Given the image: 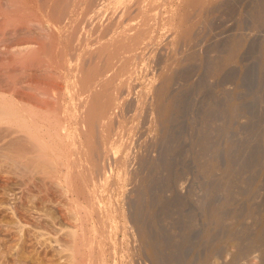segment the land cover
Masks as SVG:
<instances>
[{
    "label": "rangeland",
    "instance_id": "obj_1",
    "mask_svg": "<svg viewBox=\"0 0 264 264\" xmlns=\"http://www.w3.org/2000/svg\"><path fill=\"white\" fill-rule=\"evenodd\" d=\"M1 1L2 2H0V11L2 12L0 13L4 15V18L7 17V19L3 18L4 20H6L7 24L3 23L4 21L2 22L0 21V25H1L0 49L3 47L6 48V45L11 46L16 43L28 41L32 39L33 40L37 39L38 45H35L36 58H34L35 51H33L32 54L34 55L30 59L28 60L26 59L24 60V62L16 61L17 63L15 62L13 66H11L12 60H15L18 56L16 57L15 54L12 55L11 52H10L11 55L9 52L8 54L5 53V55H3L2 53L0 54V60H1L0 65L2 68L0 69V97L3 95L2 99L6 98L5 100H7V98L13 97L16 103H18L17 101L19 100L17 106L21 103V106L19 107L23 109L27 108L29 110V108L31 107V109L33 110L34 108L35 112H32V114L34 113L33 116L34 119L36 118L35 120L36 122H38L37 124H39L40 122L42 124H46V125H42L41 127L42 129L41 128L40 130L38 129L40 135L42 131L41 136L43 135L44 137L49 136L48 132L54 130L52 128L51 129L49 128L51 125L54 126V124L58 121L59 122L66 121L64 120L63 117L67 115V112H69L68 114L72 113L70 114L72 118L73 116L74 118L76 117L75 112L77 111L73 110L74 103L72 101H74L73 99H75V103H76L78 102V98L76 95H72L75 93L73 92L74 86H72L73 85L72 82L74 81L73 80L74 77H76V74L74 73L75 72L74 67H76L77 65L76 61L78 62L79 59L77 55H81V54L83 55L85 54L84 53L85 51L89 52V50H91L92 51L91 53H93L97 49H101V47L103 49L104 43H105V49H103L104 52L105 50L108 51L109 48L112 49L110 46V44L112 43L114 47V45H116L117 43L119 44V41L122 40L121 43L123 45L121 43L119 44L121 45L122 51L119 50L120 55L118 53L117 58L113 59L115 62L117 61V63H115L112 60V63L106 69L107 71L105 70L104 72V74L106 73L107 74L106 75L103 74V77H106L104 79L114 77L112 79L113 81L111 82V86L110 83L108 84L109 86L107 85V89L110 92L109 94H113V92L120 87V89H118V93H119L118 99L120 101H118L119 103H116L117 105L118 104L119 105L117 106L115 104V106H113L111 109V112L112 113L114 112V114L111 113L112 114L111 119H113L112 122H110L112 126H110L109 131L111 132L108 133L109 139H107V141H109V143L106 142L107 145L109 144L108 146H112L111 149L109 150L108 153L109 155L107 154L108 155L107 158L108 157L109 158L106 159L105 156V158L103 157L102 159L101 157L102 160L99 161V163L102 162L101 164L103 165L105 164L104 168L101 170L103 175L101 174V172L99 174H96L97 172L94 171L95 169L94 164L95 162L97 163V159H95L96 157H93V160L91 158L89 160V158H87L88 156L87 157L80 156L82 153L81 152H80L81 154L78 152L76 153V149H75L78 143L77 140L75 141L74 144L70 143L71 142L70 135L72 132V127H74L75 125L74 124L75 119L70 120L71 122L70 121L61 122L62 125L63 123L67 124V122L68 125L70 124L69 125L70 133L68 132V134L65 135L66 137L64 136V133H62L64 132V130L60 127V130L62 131L61 134H63L61 139L62 144L61 141L59 140L60 143L58 144V147H56V145L53 144L55 142H53L52 139H51L52 144L51 142L49 143L52 146L54 145L53 146L54 148L56 147V153L59 155V157L61 155L60 157L61 159L58 158L59 161L55 159L56 158L55 153L54 154L50 153L51 156L50 155L41 156V157H45V161L43 158H38L39 156L37 154H34L33 152L30 151L27 143L26 142L24 143L25 140H23L22 136L19 135L21 137L20 138L17 135V133L13 134L14 132H12V129H10L9 127L7 128V126L5 127L6 122H0V123H4V124H0V264H156V263L157 264L158 263L159 264H250V263L264 264V222H263L264 221V67H263L264 66V61H263L264 60V17H263L264 0H239V1L216 0L213 1L214 3L213 2L210 3L209 0L210 4L208 3V0H206L205 1L206 3L203 5H199L200 3L197 0H190V1L183 0V2L182 0H170V1L169 0H138V1L132 0L133 2H131L130 5L131 11L129 10V12H124V14H122L121 11L122 9L121 2L118 1L116 2L115 0L112 1L111 0L108 1L107 0H77L78 3L76 2V0H72L74 1V3L73 5L71 4L70 6H73L75 9L73 10V7L72 9H70L71 7H69L70 12L68 11L69 14L65 16L64 13H62L64 12L62 8L64 6H62V4L65 3V0L63 1L62 0H54V1L26 0L27 1L26 4H29L31 2L29 4V8L28 5L27 7L24 6L25 8L22 6L21 3L22 0H15V1L12 0L10 1V4L8 3V0H1ZM57 3H60L61 5ZM110 4L112 5L110 6ZM103 5H105V7ZM49 6H51L52 8ZM96 9L98 12H96ZM149 12L151 13V15ZM7 13L9 14L7 15ZM14 13L16 15L19 14L18 17ZM97 13H99L100 16ZM120 13L123 15L124 18L122 17V15L118 17ZM253 14L255 16H253ZM131 15L132 17H130ZM54 16L57 17L55 18ZM26 17L28 18L26 19ZM167 18H169V20ZM36 19L38 21L41 22L44 21V23H48L49 26L51 27L49 28L50 32H48L49 31L48 29L46 30L47 34L44 35L46 33L44 30L43 32L45 33L37 37L38 36L37 32L39 30L38 28L36 29L37 26L33 25V22L37 21ZM116 19H121V20L117 21ZM108 20L110 23L108 22ZM178 21L179 22L182 21L181 22L182 27L184 28L188 27L189 29L192 30V33L194 34V37H191L193 38V40L190 39L192 41L186 42L187 44L185 47V51L183 52L181 49H184L183 47L185 46L184 39L181 38L182 42H180L179 40L180 38L178 39L172 37L175 35L174 33H172L174 32L173 28L176 27L175 23L177 27L178 24L181 25ZM106 22L108 24L111 23H115V24L111 25L112 27L111 28L109 27L110 25L108 26V24H105ZM118 22H120L121 24L119 23L120 24L119 25ZM123 22L124 23L126 22V24H124ZM92 23L93 24L98 23L96 25L97 27L93 28ZM130 23L131 25H129ZM132 24L133 26H135L136 24V26L141 28L144 32H140L142 33L140 34L139 32H137L139 30H136L139 28L134 27L135 30L134 28L130 29L131 31L129 30L132 33L128 31L133 36L128 34L126 37L124 33L122 35L121 31L122 30L124 31L125 27L132 26ZM170 24L173 25L174 27L171 26ZM74 25H76V27ZM101 25H103L104 27ZM29 29L34 31L32 32ZM102 29H104L105 32ZM132 30L135 33L140 34L141 35L140 38L138 35L134 34ZM154 32H156V34ZM144 33L147 35H145ZM48 34L50 35L52 41L50 40ZM117 34L119 35V37L117 36ZM70 35L73 36V38L72 37L70 38ZM129 35L130 37H128ZM135 36H138V38ZM125 37L127 39L123 40V38ZM133 37L135 38V40L137 39V41L134 40V42L136 43H133L132 41L134 39ZM118 38L120 39L117 42ZM171 38L173 39L175 38V40L177 39L179 41V45L180 43L181 45L180 46L178 44L174 45L173 43H175L176 41L172 40ZM103 39L105 42L103 41ZM130 39H132L131 41L133 45H129L131 48L128 45H126L127 47H129L126 48L124 44L125 42L128 44V41H130ZM149 39L150 40L152 39L154 43ZM178 41L176 43H178ZM50 43H52V45ZM130 43L131 42H129V44ZM192 43L194 44L192 45ZM100 45L102 46L98 48ZM106 45L108 49L106 48ZM134 45H138V46H134ZM228 45L229 47H227ZM260 45L262 48L260 47ZM172 46L173 47L176 46V48H173ZM5 48H3L2 50H5ZM125 48L127 49V52ZM260 48L262 49V51ZM2 50H0V52ZM172 50L175 52H173ZM181 53H183L184 55ZM94 55H95V59L99 58L98 55H97L98 57L96 56V54ZM94 55L92 56L91 59H93ZM227 56L230 57L228 58ZM1 58H3L5 61H3V59ZM122 58L127 60L128 62L123 60ZM181 59H183V61ZM29 60L30 62L31 61L33 63L35 62L34 64L50 63L51 66L55 64L53 65V67H57L56 69L60 71L56 77L49 72H45V70L44 71L42 70V72L41 70H37V71L34 70V72L32 70L31 72L29 71L30 72L29 73L28 70L23 69L24 65H26V67L31 66V65L28 66V64H30ZM52 61H54V63ZM123 62H125L126 65L124 66L126 68L124 66H120L121 64L123 65ZM164 63L166 64V66ZM183 63L185 64L183 65ZM112 64L114 66H112ZM3 65L7 66L8 68L4 69ZM129 65H131V67ZM167 72L173 73L172 74L173 83L171 86V93L173 92L172 94L173 95L175 94V98H176L175 100L178 106L172 111V115L174 114L175 117L174 116L173 118L171 117L172 121L170 120L168 122L169 126L166 127V125H168L166 123L164 127V125H161L159 123L160 126H162L161 128L164 127L166 130L169 128L167 131L163 128L165 131L162 134L160 132H162L163 129L160 131L161 129L160 126H157L156 124L157 122L154 120L155 115H151L152 114L151 104H153L156 97V95L154 94L155 92L154 89L155 87L157 88V86H159V84L164 78L163 76L165 74L167 75ZM114 74L116 76H114ZM197 75H199V77ZM123 76H125V78ZM26 78L28 80L30 79L34 81L33 83H38V85L40 86L50 87L53 85L57 87V89L55 88L56 90L54 89V87H50L49 92L51 93L53 92L54 94V91L55 92L58 91L56 93H58V95H60L61 97L58 101V104L56 105L53 99L41 100V98H39L38 96L31 97L32 95H29L26 89L20 87L19 84L15 85V83L18 80L26 79ZM77 78L78 77H76L75 80ZM100 78L101 77H99L97 80H99ZM97 80L94 79V81H92L93 84L95 83L96 86L98 85L101 86L102 82L99 83L101 80L100 81ZM145 80L147 84L145 83ZM180 80H182V82ZM96 81L99 84H97ZM201 81H203L204 84ZM213 81H215L216 83ZM175 82L176 84H174ZM121 85L124 86L122 87L123 89L121 88ZM150 86L153 87L152 88L153 91L150 89L151 88ZM109 87H112V89H109ZM110 90H112L113 92H111ZM5 91L8 93H5ZM137 91L139 92V95ZM2 93H5V95ZM105 93H107L106 95L109 96L108 91H105ZM10 95L12 96L10 97ZM106 95L104 94L103 96L104 100L105 97L108 98V96ZM71 98L73 99L71 100ZM8 101H10V99H8ZM16 103H14V105H16ZM70 103H72L73 105ZM52 105L54 106L52 107ZM65 105L68 106L71 105L73 109L70 106L68 108V111L65 112L63 109V106ZM37 110L39 111L36 113ZM178 110L180 111L178 112ZM233 113L236 114L234 115ZM202 114L204 118L202 117ZM53 119H55V121ZM175 120L177 121V124ZM119 122H121V124ZM154 122L156 123L153 124ZM47 125L49 126L47 129H45ZM153 127L157 129L154 130L156 132L158 131L159 133L157 132L156 134L155 131L153 132L152 130ZM43 128L45 129V133H43L44 132ZM6 129L8 130L5 131ZM47 130L49 131L46 132ZM114 131L117 132L120 131L118 134L117 132H115L119 137L115 135ZM1 134L3 137L1 136ZM161 135L163 136V138ZM94 136H92L94 138L93 141L94 143H96L97 142L96 140L98 139L96 137L98 136H96V134ZM170 137L171 139H169ZM195 137L198 139L196 140ZM164 138H167L168 142H166L167 139H165L164 141L163 140ZM55 140L58 141V139ZM171 140L172 143L170 142ZM196 141L197 143H195ZM69 143L71 145H69ZM110 143H113L114 145L113 144L110 145ZM51 145L49 146L51 147ZM138 147L140 148L138 149ZM59 148L60 149L62 148L61 150H64L62 152L65 153L61 154ZM169 148H171V151L169 150ZM185 149L188 150L185 151ZM70 150H73L71 151L72 153H70ZM67 151H69V153H67ZM27 153L28 154L31 153V154L28 155ZM86 154L87 153H85L84 155L86 156ZM49 156L51 158L52 157L54 158L55 156L54 158L55 161L53 159L54 162H50ZM62 156L64 157L62 158ZM73 156L75 157V160ZM122 156L125 157V158L123 157V159L127 158V160H125L127 163H125V161H123L122 163L123 159H121L120 161V158H122ZM83 157L85 158V160L87 158L89 162L87 160H86L87 162H85V160H83L84 159ZM129 157L131 158L130 160L128 159ZM166 159L169 160L167 161ZM70 160L72 163L70 162ZM72 160H74V162ZM61 161L63 163H60ZM65 161H67V163H64ZM83 161L84 163H86L84 164L86 166L83 165L82 163ZM115 161L116 162L118 161L119 164L118 162L116 163ZM91 162L94 163L92 164ZM68 163L69 166L72 167H68L67 166ZM64 164L66 165L64 166ZM106 164H108V166ZM117 164L119 167L117 166ZM120 164L123 165L127 164V165L124 167L123 165ZM43 165L45 168L43 167ZM88 166L89 169L86 168ZM204 166H206V168ZM22 168H24L25 170ZM85 168L87 169V171ZM67 170H69L68 174H70L67 175V177L68 176L70 177L71 182L69 178H68L69 181L65 179L66 178L65 173ZM77 170L79 173L81 171L82 173V174L80 173L81 176H79L80 174L77 172ZM104 170L106 171L104 172ZM123 170L125 173L123 172ZM177 170H179V172H177ZM103 172L105 173V175ZM63 175L65 176V178ZM118 175H120V177ZM101 176H103L104 179H102ZM221 176H223V178ZM117 178H119V180ZM125 178L127 179V181ZM162 179L164 182L162 181ZM108 180H110V183ZM83 181L86 182V184ZM67 182H68V188H67ZM93 187L96 189V191ZM179 199L181 200L180 202ZM98 210H100V212ZM153 212H155V214ZM169 212L171 213V215L169 214ZM134 214L136 217L134 216ZM218 214L221 215L220 219L218 217ZM213 217H215L216 219ZM134 219L135 221H133ZM143 230H144V234H143ZM257 233L260 235H258ZM144 235L146 238L147 236H149L150 238L146 239ZM143 237L145 238L146 244L145 241L144 243L141 241V238L143 239ZM151 243H153L154 246L158 244L159 248L158 246L157 248L154 247L153 244ZM152 246L154 248H152ZM155 248L157 252L159 251L160 253L161 251V253H163L162 257L160 256L159 262H157L158 260L156 262L155 260L154 262L152 261L153 252L151 251H154L153 249ZM161 253L159 255H161ZM150 254L152 255L150 256ZM190 261L191 263H189Z\"/></svg>",
    "mask_w": 264,
    "mask_h": 264
},
{
    "label": "bare ground",
    "instance_id": "obj_2",
    "mask_svg": "<svg viewBox=\"0 0 264 264\" xmlns=\"http://www.w3.org/2000/svg\"><path fill=\"white\" fill-rule=\"evenodd\" d=\"M10 1H12V0H8V3L10 4ZM13 1H15V0H13ZM30 1V0H29ZM54 1V0H53ZM63 1V0H62ZM108 1V0H107ZM112 1V0H111ZM116 2L118 1V2H121V4H122V9H121V11H122V14H124V12H129V10H130V5H131V2H133L132 0H115ZM138 1V0H137ZM170 1V0H169ZM185 1V0H184ZM190 1V0H189ZM200 4L199 5H203V4H205L206 2V0H197ZM213 1H216V0H210V3L211 2H213ZM239 1V0H238ZM0 2H2L1 0H0ZM6 2V1H5ZM33 2V1H32ZM36 2V1H35ZM34 2V3H35ZM38 2V1H37ZM76 2H77V0H76ZM76 2H75V4H76ZM81 2V1H80ZM139 2H142V1H139ZM145 2V1H144ZM149 2V1H148ZM151 2V1H150ZM182 2H183V0H182ZM186 2H188V1H186ZM235 2V1H234ZM7 3V2H6ZM18 3V2H17ZM22 6L24 7V6H26L27 7V5H28V8H29V4L31 3H29V4H26L27 3V1L25 0H22ZM60 3H63V2H60ZM60 3H57V4H59V5H61ZM73 3H74V1H72V0H65V3L64 4H62V6H64V7H62L63 8V11L64 12H62V13H64V16L65 15H67V14H69L68 13V11H69V7H71L70 9H72V7L73 6H70L71 4L73 5ZM78 3V2H77ZM101 3V2H100ZM99 3V4H100ZM110 3V2H109ZM136 3V2H135ZM153 3H154V1H153ZM179 3V2H178ZM197 3V2H196ZM208 3H209V0H208ZM207 3V4H208ZM209 3V4H210ZM214 3V2H213ZM212 3V4H213ZM23 4H25V5H23ZM52 4V3H51ZM53 4H55V3H53ZM138 4V3H137ZM151 4V3H150ZM162 4V3H161ZM198 4V3H197ZM18 5V4H17ZM16 5V6H17ZM37 5V4H36ZM48 5V4H47ZM81 5V4H80ZM112 4H110V6H111ZM135 5V4H134ZM179 5V4H178ZM188 5V4H187ZM15 6V7H16ZM21 6V5H20ZM76 6V5H75ZM92 6H93V4H92ZM100 6V5H99ZM104 7H105V5H103ZM115 6V5H114ZM138 6V5H137ZM207 6V5H206ZM216 6V5H215ZM222 6V5H221ZM4 7V6H3ZM19 7V6H18ZM22 7V8H23ZM48 7V6H47ZM49 7H51V6H49ZM54 7V6H53ZM97 7V6H96ZM95 7V8H96ZM101 7V6H100ZM113 7V6H112ZM142 7V6H141ZM150 7V6H149ZM176 7V6H175ZM196 7V6H195ZM6 8V7H5ZM13 8V7H12ZM20 8V7H19ZM25 8V7H24ZM34 8V7H33ZM52 8V7H51ZM77 8V7H76ZM120 8V7H119ZM148 8V7H147ZM209 8V7H208ZM7 9V8H6ZM17 9V8H16ZM31 9V8H30ZM75 8L73 7V10H74ZM219 9V8H218ZM217 9V10H218ZM229 9V8H228ZM4 10V9H3ZM15 10V9H14ZM19 10V9H18ZM27 10V9H26ZM60 10V9H59ZM81 10H82V8H81ZM100 10V9H99ZM141 10V9H140ZM149 10V9H148ZM168 10V9H167ZM193 10V9H192ZM191 10V11H192ZM6 11V10H5ZM8 11V10H7ZM10 11V10H9ZM29 11V10H28ZM34 11V10H33ZM86 11V10H85ZM108 11V10H107ZM112 11V10H111ZM131 11V10H130ZM147 11V10H146ZM202 11V10H201ZM204 11V10H203ZM213 11V10H212ZM0 12H2V11H0ZM12 12V11H11ZM54 12V11H53ZM70 12V11H69ZM72 12V11H71ZM96 12H98L97 11V9H96ZM104 12H106V11H104ZM104 12H102V13H104ZM159 12V11H158ZM162 12V11H161ZM170 12V11H169ZM180 12V11H179ZM16 13H17V11H16ZM39 13V12H38ZM61 13V12H60ZM95 13V12H94ZM100 13V12H99ZM99 13H97L98 15H99ZM135 13H136V11H135ZM138 13V12H137ZM150 13V12H149ZM154 13V12H153ZM152 13V14H153ZM212 13V12H211ZM215 13V12H214ZM217 13V12H216ZM5 14V13H4ZM9 13H7V15H8ZM15 14V13H14ZM36 14V13H35ZM48 14V13H47ZM51 14V13H50ZM49 14V15H50ZM79 14H80V12H79ZM84 14V13H83ZM93 14V13H92ZM121 13H120V15H118V17L119 16H121L122 15ZM130 14V13H129ZM139 14V13H138ZM141 14V13H140ZM147 14V13H146ZM159 14V13H158ZM169 14V13H168ZM186 14H188V13H186ZM200 14V13H199ZM208 14V13H207ZM256 14V13H255ZM11 15V14H10ZM9 15V16H10ZM16 15V14H15ZM18 15L19 14H17L16 16L18 17ZM26 15V14H25ZM34 15V14H33ZM39 15V14H38ZM85 15H86V13H85ZM89 15V14H88ZM96 15V14H95ZM150 15H151V13H150ZM155 15V14H154ZM161 15V14H160ZM177 15V14H176ZM211 15V14H210ZM215 15V14H214ZM8 16V17H9ZM21 16V15H20ZM62 16V15H61ZM61 16H60V18H61ZM100 16V15H99ZM107 16V15H106ZM134 16V15H133ZM138 16V15H137ZM142 16V15H141ZM188 16V15H187ZM197 16V15H196ZM200 16V15H199ZM198 16V17H199ZM253 16H255L254 14H253ZM12 17V16H11ZM38 17H40V16H38ZM46 17V16H45ZM48 17V16H47ZM55 17V16H54ZM57 17V16H56ZM55 17V18H56ZM69 17V16H68ZM77 17V16H76ZM79 17V16H78ZM122 17H123V15H122ZM130 17H132V15L130 16ZM136 17V16H135ZM151 17V16H150ZM179 17V16H178ZM264 17V16H263ZM4 15L3 14H1L0 13V21L2 22V21H4L3 23H6V20H4V19H7V17H5L4 19ZM21 18V17H20ZM25 18V17H24ZM28 17H26V19H27ZM86 18V17H85ZM124 18V17H123ZM127 18H129V17H127ZM146 18V17H145ZM170 18V17H169ZM169 18H167L168 20H169ZM194 18V17H193ZM14 19V18H13ZM30 19V18H29ZM39 19V18H38ZM50 19V18H49ZM69 19V18H68ZM81 19V18H80ZM113 19V18H112ZM133 19V18H132ZM23 20V19H22ZM37 20V19H36ZM46 20H47V18H46ZM78 20V19H77ZM97 20V19H96ZM107 20V19H106ZM110 20V19H109ZM109 20H108V22H109ZM117 21L118 20H121V19H116ZM127 20H129V19H127ZM148 20V19H147ZM154 20V19H153ZM180 20V19H179ZM213 20V19H212ZM253 20V19H252ZM260 20H261V18H260ZM31 21V20H30ZM29 21V22H30ZM100 21V20H99ZM111 21V20H110ZM122 21H124V20H122ZM122 21H121V23H122ZM138 21V20H137ZM144 21V20H143ZM162 21V20H161ZM176 21V20H175ZM189 21H191V20H189ZM214 21V20H213ZM254 21V20H253ZM9 22V21H8ZM59 22V21H58ZM70 22V21H69ZM80 22V21H79ZM113 22V21H112ZM142 22V21H141ZM179 22V21H178ZM182 22V21H181ZM181 22H179L180 24H181ZM2 23V24H3ZM11 23V22H10ZM17 23V22H16ZM27 23V22H26ZM32 23V22H31ZM53 23H55V22H53ZM62 23V22H61ZM60 23V24H61ZM67 23V22H66ZM81 23V22H80ZM100 23V22H99ZM110 23V22H109ZM120 22H118V24H119ZM120 23V24H121ZM124 23V22H123ZM139 23V22H138ZM137 23V24H138ZM172 23V22H171ZM214 23V22H213ZM7 24V23H6ZM21 24H22V22H21ZM79 24V23H78ZM82 24V23H81ZM98 23H92V27L94 28V27H97L96 25H97ZM102 24V23H101ZM104 24V23H103ZM105 24H108L107 22L105 23ZM113 24H115V23H111V24H108V26L109 27H111V25H113ZM119 24V25H120ZM124 24H126V22L124 23ZM183 24H185V23H183ZM204 24V23H203ZM256 24V23H255ZM29 25H30V23H29ZM32 25V24H31ZM33 25H35V26H37L36 27V29L38 28V36L37 37H39V36H41V35H43V33H45L44 35H46L47 34V31L46 30H48L49 28H51L50 26H49V24L48 23H44V21H35V22H33ZM51 25V24H50ZM55 25V24H54ZM64 25V24H63ZM62 25V26H63ZM70 25V24H69ZM129 25H131V23L129 24ZM150 25V24H149ZM171 25V24H170ZM211 25V24H210ZM1 26V25H0ZM7 26V25H6ZM9 26H10V24H9ZM19 26V25H18ZM25 26V25H24ZM75 27H76V25H74ZM101 26H103V25H101ZM107 26V25H106ZM105 26V27H106ZM126 26V25H125ZM132 26H133V24H132ZM128 26V27H123L124 28V31L122 30L121 32H122V35H123V33L126 35V37H127V35L128 34H130V33H132V32H130L131 30L130 29H132V28H136L137 26H136V24H135V26ZM164 26V25H163ZM171 26H173V25H171ZM175 28H173L174 30V32H172V33H174L175 35L174 36H172V37H175V38H180L179 40H180V42H182L181 40V38H183L184 39V42H185V46L184 45H182V46H184L183 48L184 49H181L182 50V52L183 51H185V47H186V42H188V41H192L193 40V38H191V37H194V34L192 33V30L191 29H189L188 27H182V24L181 25H179L178 24V27H177V25H176V23H175ZM3 27V26H2ZM92 27H91V29H92ZM98 27H99V25H98ZM104 27V26H103ZM115 27V26H114ZM118 27V26H117ZM141 27V26H140ZM145 27V26H144ZM174 27V26H173ZM8 28V27H7ZM12 28V27H11ZM18 28V27H17ZM25 28V27H24ZM29 28V27H28ZM100 28H102V27H100ZM112 28V27H111ZM116 28V27H115ZM135 28H134V30H135ZM137 28H139V27H137ZM146 28V27H145ZM148 28V27H147ZM204 28V27H203ZM260 28V27H259ZM9 29V28H8ZM7 29V30H8ZM96 29V28H95ZM95 29H93V30H95ZM99 29V28H98ZM106 29V28H105ZM5 30V29H4ZM13 30V29H12ZM25 30V29H24ZM30 30V29H29ZM28 30V31H29ZM45 30V32H43ZM53 30V29H52ZM73 30V29H72ZM78 30V29H77ZM97 30V29H96ZM101 30V29H100ZM102 30H104V29H102ZM115 30V29H114ZM130 30V31H129ZM136 30H139V31H137V32H144L141 28H139V29H136ZM151 30V29H150ZM202 30V29H201ZM209 30V29H208ZM6 31V30H5ZM14 31H15V29H14ZM23 31V30H22ZM30 31H32V30H30ZM34 31V30H33ZM32 31V32H33ZM113 31V30H112ZM117 31V30H116ZM130 33H129V32ZM133 31V30H132ZM167 31V30H166ZM212 31V30H211ZM11 32V31H10ZM19 32V31H18ZM26 32V31H25ZM48 32H50V29H49V31ZM70 32V31H69ZM99 32V31H98ZM104 32H105V30H104ZM108 32V31H107ZM114 32V31H113ZM134 32V31H133ZM152 32V31H151ZM1 33V32H0ZM14 33V32H13ZM31 33V32H30ZM53 33V32H52ZM52 33H51V35H52ZM81 33V32H80ZM101 33V32H100ZM110 33V32H109ZM145 33H146V31H145ZM144 33V34H145ZM148 33V32H147ZM155 34H156V32H154ZM161 33V32H160ZM168 33V32H167ZM171 33V34H172ZM10 34V33H9ZM16 34V33H15ZM28 34V33H27ZM33 34V33H32ZM55 34V33H54ZM53 34V35H54ZM70 34V33H69ZM87 34V33H86ZM120 34V33H119ZM134 34H136V35H138L139 36V38H140V34H142V33H140V34H138V33H135L134 32ZM151 34V33H150ZM155 34H153V35H155ZM192 34H193V36H192ZM203 34H205V33H203ZM209 34V33H208ZM25 35V34H24ZM49 35V34H48ZM61 35V34H60ZM66 35V34H65ZM67 35H68V33H67ZM71 35H73V34H71ZM70 35V38L72 37L73 38V36H71ZM96 35V34H95ZM131 36H133L132 34H130ZM130 35L128 36V37H130ZM145 35H147V34H145ZM197 35V34H196ZM12 36V35H11ZM64 36V35H63ZM92 36H94V35H92ZM101 36V35H100ZM117 36L119 37V35L117 34ZM138 36H135V37H137L138 38ZM143 36V35H142ZM171 36V35H170ZM204 36V35H203ZM3 37H4V35H3ZM33 37H35V36H33ZM37 37H35V38H37ZM49 37H50V35H49ZM66 37V36H65ZM86 37V36H85ZM123 38V40L124 39H127V38ZM201 37V36H200ZM260 37V36H259ZM9 38V37H8ZM97 38V37H96ZM114 38V37H113ZM117 38V37H116ZM132 38V37H131ZM134 38V37H133ZM170 38V37H169ZM175 38L173 39V38H171L172 40H174V41H178L177 39L175 40ZM18 39V38H17ZM16 39V40H17ZM31 39V38H30ZM48 39V38H47ZM46 39V40H47ZM93 39V38H92ZM91 39V40H92ZM95 39V38H94ZM101 39H102V37H101ZM108 39V38H107ZM106 39V40H107ZM119 39L120 38H118V40H117V42L119 41ZM121 39H122V36H121ZM143 39H144V37H143ZM147 39V38H146ZM190 39H192V40H190ZM195 39V38H194ZM199 39V38H198ZM203 39H204V37H203ZM213 39V38H212ZM21 40V39H20ZM50 40H51V37H50ZM54 40V39H53ZM64 40H65V38H64ZM73 40V39H72ZM115 40V39H114ZM132 39H130V41H128V44L125 42V46L126 45H133V43H136V42H134V40H135V38L132 40L133 41V43H132V41H131ZM140 40V39H139ZM142 40V39H141ZM150 40V39H149ZM153 40H154V38H153ZM165 40V39H164ZM168 40H170V39H168ZM233 40V39H232ZM8 41V40H7ZM11 41V40H10ZM15 41V40H14ZM18 41V40H17ZM52 41V40H51ZM69 41V40H68ZM94 41V40H93ZM96 41V40H95ZM101 41V40H100ZM99 41V42H100ZM103 41H104V39H103ZM122 41V40H121ZM121 41H119V44L121 43ZM135 41H137V39L135 40ZM143 41V40H142ZM150 41H152V39L150 40ZM216 41V40H215ZM234 41V40H233ZM19 42V41H18ZM66 42V41H65ZM87 42V41H86ZM97 42V41H96ZM105 42V41H104ZM116 42V43H117ZM129 42H131L130 44H129ZM141 42V41H140ZM139 42V43H140ZM153 42V41H152ZM167 42V41H166ZM173 43L174 45L175 44H178L179 45V41H178V43ZM204 42V41H203ZM209 42V41H208ZM14 43V42H13ZM47 43V42H46ZM56 43V42H55ZM71 43V42H70ZM74 43V42H73ZM81 43V42H80ZM92 43V42H91ZM102 43V42H101ZM115 43V42H114ZM150 43V42H149ZM154 43V42H153ZM241 43H243V42H241ZM41 44V43H40ZM51 45H52V43H50ZM106 44H107V42H106ZM113 44V43H112ZM112 44H110V46H111V48L112 49H110L109 48V50L107 51V50H105V52H104V50L103 49H105V43H104V48L102 49V45H100L98 48H100L101 47V49H97V47H96V51H94L93 53H91L92 51L91 50H89V52H84L85 54H81V55H77V57L79 58L78 59V62L76 61V67H74L75 68V74H76V77H78L76 80H75V78L76 77H74V83L72 82V86H74V91L73 92H75L74 94H72V95H76L77 96V98H78V102H76L75 103V99H73V98H71V100L73 99L74 101H72L73 103H74V105L72 104V103H70V104H72L73 105V107H74V109H73V107L71 106V105H65V106H63V109H64V111L65 112H67L68 111V108L71 106L72 107V109L73 110H75V111H77V112H75V118H74V116H73V118H72V116L70 115V114H72V113H70V114H68L69 112H67V115L65 116V117H63L64 118V120H66V121H70V120H72V119H75L74 121H75V125H74V127H72V132H71V138H70V143L71 144H74L75 143V141L77 140V145H76V147H75V149H76V153L78 152V153H80L81 155L80 156H84V157H87V158H89V160H90V158L93 160V157H96L95 159H97V163L95 162V164H94V171H96L97 173L96 174H99L100 172H101V170L104 168V165L103 164H101L102 162H100L99 163V161L100 160H102L103 159V157L105 158V156H106V159H108L107 158V156L109 155L108 153H109V150L111 149V147L112 146H108L107 144H106V142L107 143H109V141H107V139H109L108 137V133L109 132H111V131H109L110 130V126H112V124L110 123V122H112V120L113 119H111V115L112 114H114V112L112 113L111 112V109H112V107L113 106H115V104L116 103H119L118 101H120L118 98V89H120V87L116 90L115 88V90L116 91H112V90H110L111 92H113V94H109L110 92H109V90L107 89V85L110 83V86H111V82L113 81L112 79L114 78H107V79H104V78H106V77H103V74H104V72H105V70L110 66V64L112 63V60L114 59V58H117V56H118V53H119V50H121L122 48H121V45H119L118 43L116 44V45H114V47H113V45ZM122 44V43H121ZM144 44V43H143ZM151 44V43H150ZM169 44H170V42H169ZM172 44V45H173ZM194 43H192V45H193ZM199 44V43H198ZM204 44V43H203ZM35 45H38V42H37V39H32V40H28V41H23V42H19V43H16V44H14V45H11V46H7L6 45V48L5 47H3V48H5V50H2L3 48H1L0 50H2L1 52H0V54L2 53L3 55H5V53H7L8 54V52L10 53H12V55H16V59L15 60H12V63H11V66H13V64L16 62V61H23L24 62V60H28V59H30L34 54H32L33 53V51H35L36 49H35ZM87 45V44H86ZM90 45V44H89ZM109 45V44H108ZM123 45V44H122ZM165 45V44H164ZM177 45V46H178ZM180 45H181V43H180ZM179 45V46H180ZM226 45V44H225ZM42 46V45H41ZM44 46V45H43ZM68 46V45H67ZM71 46V45H70ZM74 46V45H73ZM134 46H138V45H134ZM133 46V47H134ZM156 46H157V44H156ZM160 46V45H159ZM168 46V45H167ZM197 46V45H196ZM207 46V45H206ZM215 46V45H214ZM224 46V45H223ZM239 46V45H238ZM45 47V46H44ZM51 47V46H50ZM66 47V46H65ZM130 47V46H129ZM129 47H127L126 46V48H129ZM173 47V46H172ZM195 47V46H194ZM227 47H229V45L227 46ZM260 47H261V45H260ZM53 48V47H52ZM69 48V47H68ZM90 48V47H89ZM106 48H107V45H106ZM124 48V47H123ZM125 48V49H126ZM131 48V47H130ZM155 48V47H154ZM164 48V47H163ZM173 48H176V46H174ZM192 48V47H191ZM206 48V47H205ZM212 48V47H211ZM216 48V47H215ZM224 48V47H223ZM262 48V47H261ZM260 48V49H261ZM108 49V48H107ZM124 49V50H125ZM132 49H134V48H132ZM195 49V48H194ZM209 49V48H208ZM213 49V48H212ZM218 49H219V47H218ZM229 49V48H228ZM39 50V49H38ZM43 50V49H42ZM48 50V49H47ZM56 50V49H55ZM93 50V49H92ZM94 50H95V48H94ZM129 50V49H128ZM131 50V49H130ZM136 50V49H135ZM139 50V49H138ZM159 50V49H158ZM178 50V49H177ZM206 50V49H205ZM237 50H238V48H237ZM50 51H52V50H50ZM57 51H59V50H57ZM61 51H63V50H61ZM69 51V50H68ZM76 51V50H75ZM122 51V50H121ZM154 51V50H153ZM173 51V50H172ZM179 51H180V49H179ZM178 51V52H179ZM261 51H262V49H261ZM125 52V51H124ZM126 52H127V49H126ZM129 52V51H128ZM143 52V51H142ZM150 52V51H149ZM173 52H175V51H173ZM177 52V53H178ZM189 52H191V51H189ZM210 52V51H209ZM221 52V51H220ZM237 52V51H236ZM11 53H10V55H11ZM39 53V52H38ZM54 53V52H53ZM81 53H83V52H81ZM122 53V52H121ZM135 53V52H134ZM139 53V52H138ZM159 53V52H158ZM188 53V52H187ZM199 53H201V52H199ZM223 53V52H222ZM80 54V53H79ZM94 54H96V56L98 55L99 56V58H97V59H95V55ZM152 54V53H151ZM181 54H183V53H181ZM180 54V55H181ZM227 54V53H226ZM226 54H223V55H226ZM231 54V53H230ZM229 54V55H230ZM54 55V54H53ZM94 55V57H93V59H91L92 58V56ZM119 55H120V53H119ZM174 55V54H173ZM180 55H178V56H180ZM184 55V54H183ZM188 55V54H187ZM260 55V54H259ZM7 56V55H6ZM22 58H20V57ZM36 56V51H35V55H34V58H36L35 57ZM39 56V55H38ZM140 56V55H139ZM175 56H176V54H175ZM233 56V55H232ZM12 57H14V56H12ZM40 57V56H39ZM50 57V56H49ZM59 57V56H58ZM121 57V56H120ZM128 57V56H127ZM134 57V56H133ZM148 57V56H147ZM171 57V56H170ZM189 57V56H188ZM228 57V56H227ZM230 57V56H229ZM228 57V58H229ZM43 58V57H42ZM42 58H40V59H42ZM61 58H62V56H61ZM66 58V57H65ZM124 58V57H123ZM122 58V59H123ZM126 58V57H125ZM132 58V57H131ZM138 58V57H137ZM154 58V57H153ZM175 58V57H174ZM180 58V57H179ZM181 58H182V56H181ZM183 58H185V57H183ZM187 58V57H186ZM206 58V57H205ZM209 58V57H208ZM217 58V57H216ZM225 58V57H224ZM1 59H3V58H1ZM20 59V60H19ZM75 59H76V57H75ZM127 59V58H126ZM151 59V58H150ZM158 59H159V57H158ZM169 59V58H168ZM207 59V58H206ZM261 59V58H260ZM48 60V59H47ZM51 60V59H50ZM58 60V59H57ZM123 60H125V59H123ZM128 60V59H127ZM127 60H125V61H127ZM133 60V59H132ZM182 61H183V59H181ZM220 60V59H219ZM1 61V60H0ZM3 61H5L4 59H3ZM36 61V60H35ZM41 61V60H40ZM62 61V60H61ZM60 61V62H61ZM74 61V60H73ZM72 61V62H73ZM93 61H94V63H93ZM114 61V60H113ZM130 61V60H129ZM185 61V60H184ZM215 61V60H214ZM264 61V60H263ZM23 62H22V64H23ZM32 62V61H31ZM30 62V60H29V63L30 64H28V66L29 65H31L30 67H26V65H24L23 66V69L24 70H28V72L30 71H32L33 70V72H34V70L35 71H37V70H41V72H42V70L44 71L45 70V72H49V73H51L52 75H54L55 77L58 75V73H59V71L60 70H58V69H56L57 67H53V65H55V64H53L52 66H51V64L50 63H48V64H34L33 62V64ZM46 62V61H45ZM53 63H54V61H52ZM69 62H71V61H69ZM115 62V61H114ZM128 62V61H127ZM136 62V61H135ZM169 62V61H168ZM181 62V61H180ZM187 62V61H186ZM210 62V61H209ZM220 62V61H219ZM224 62V61H223ZM1 63V62H0ZM17 63V62H16ZM26 63V62H25ZM66 63V62H65ZM74 63V62H73ZM115 63H117V61L115 62ZM131 63V62H130ZM182 63V62H181ZM204 63V62H203ZM263 63V62H262ZM261 63V64H262ZM8 64V63H7ZM114 64V63H113ZM112 64V66H114ZM129 64V63H128ZM141 64V63H140ZM144 64V63H143ZM152 64V63H151ZM165 64V63H164ZM179 64V63H178ZM177 64V65H178ZM185 63H183V65H184ZM198 64V63H197ZM260 64V65H261ZM18 65V64H17ZM59 65V64H58ZM116 65V64H115ZM124 65H126L125 64V62H123V65L121 64L120 66H124ZM136 65V64H135ZM137 65H138V63H137ZM171 65V64H170ZM4 66V65H3ZM10 66V67H11ZM22 66V65H21ZM57 66V65H56ZM60 66H61V64H60ZM130 67H131V65H129ZM165 66H166V64H165ZM191 66V65H190ZM220 66V65H219ZM263 66V65H262ZM19 67V66H18ZM125 67V66H124ZM141 67V66H140ZM161 67V66H160ZM225 67V66H224ZM264 67V66H263ZM4 69H7L8 67L7 66H4L3 67ZM12 68V67H11ZM17 68V67H16ZM21 68V67H20ZM67 68V67H66ZM73 68V69H74ZM112 68V67H111ZM118 68V67H117ZM119 68H121V67H119ZM126 68V67H125ZM129 68V67H128ZM127 68V69H128ZM134 68V67H133ZM262 68V67H261ZM0 69H2L1 68V65H0ZM123 69V68H122ZM155 69V68H154ZM171 69V68H170ZM185 69V68H184ZM192 69V68H191ZM12 70H14V69H12ZM141 70V69H140ZM169 70V69H168ZM199 70V69H198ZM201 70H203V69H201ZM205 70V69H204ZM259 70V69H258ZM18 71V70H17ZM68 71V70H67ZM107 71V70H106ZM111 71V70H110ZM122 71H124V70H122ZM144 71V70H143ZM163 71V70H162ZM185 71H187V70H185ZM190 71V70H189ZM188 71V72H189ZM5 72V71H4ZM20 72V71H19ZM22 72V71H21ZM27 72V73H28ZM29 72V73H30ZM39 72V71H38ZM178 72V71H177ZM195 72V71H194ZM207 72V71H206ZM216 72V71H215ZM8 73V72H7ZM44 73V72H43ZM72 73V72H71ZM126 73V72H125ZM151 73V72H150ZM6 74V73H5ZM16 74V73H15ZM75 74H74V76H75ZM107 74V73H106ZM106 74H104V75H106ZM119 74H120V72H119ZM158 74V73H157ZM163 74V73H162ZM161 74V75H162ZM172 74L173 73H168L167 72V75L165 76H163L164 78H163V80L161 81V83L159 84V86H157V88L155 87V89H154V94L156 95V97H155V100H154V102H153V104H151V110H152V114L151 115H155V121L157 122H154L153 124H157V126H160V124L161 125H164V127H165V125H166V123L168 124V122L171 120V117L173 118V116H174V114L172 115V111L175 109V108H177V102H176V98H175V94L173 95L172 93H171V86H172V79H173V76H172ZM176 74V73H175ZM174 74V75H175ZM8 75V74H7ZM14 75V74H13ZM33 75V74H32ZM50 75V74H49ZM147 75V74H146ZM160 75V76H161ZM177 75V74H176ZM209 75V74H208ZM22 76V75H21ZM20 76V77H21ZM37 76V75H36ZM114 76H116L115 74H114ZM134 76V75H133ZM185 76V75H184ZM195 76V75H194ZM198 77H199V75H197ZM211 76V75H210ZM12 77V76H11ZM33 77V76H32ZM35 77V76H34ZM48 77V76H47ZM51 77V76H50ZM60 77V76H59ZM99 77H101L99 80H97ZM124 78H125V76H123ZM129 77V76H128ZM149 77V76H148ZM203 77H205V76H203ZM16 78H18V77H16ZM25 78V77H24ZM45 78V77H44ZM116 78V77H115ZM130 78V77H129ZM179 78V77H178ZM193 78V77H192ZM209 78V77H208ZM8 79V78H7ZM55 79V78H54ZM94 79H96L97 81H100L99 83H101L102 82V84H101V86L100 85H98V86H96V84L94 83L93 84V82L92 81H94ZM136 79V78H135ZM174 79H175V77H174ZM195 79V78H194ZM198 79V78H197ZM210 79V78H209ZM232 79V78H231ZM47 80V79H46ZM56 80V79H55ZM158 80V79H157ZM160 80V79H159ZM176 80H177V78H176ZM187 80V79H186ZM189 80V79H188ZM205 80V79H204ZM6 81H8V80H6ZM5 81V82H6ZM12 81V80H11ZM19 81V82H18ZM16 83H15V85L16 84H19L20 85V87H22V88H24V89H26L27 90V93L29 94V95H32L31 97H34V96H38L39 98H41V100L42 99H53L54 100V102H55V104L57 105L58 104V101H59V99L61 98L60 97V95H58V93H56V92H58V91H54V94H53V92L51 93V92H49V88L50 87H54V89L56 88L57 89V87H55V86H50V87H45V86H40V85H38V83H33L34 81H32V80H28L27 78L26 79H21V80H18ZM70 81V80H69ZM97 81H96V83H97ZM124 81V80H123ZM181 82H182V80H180ZM191 81V80H190ZM195 81V80H194ZM198 81V80H197ZM200 81V80H199ZM216 81V80H215ZM215 81H213V82H215ZM13 82V81H12ZM37 82V81H36ZM50 82V81H49ZM130 82H132V81H130ZM138 82V81H137ZM140 82V81H139ZM144 82V81H143ZM188 82V81H187ZM201 82H203V81H201ZM40 83V82H39ZM55 83H57V82H55ZM99 83H97V84H99ZM114 83V82H113ZM145 83H146V80H145ZM184 83V82H183ZM216 83V82H215ZM50 84V83H49ZM125 84V83H124ZM123 84V85H124ZM142 84V83H141ZM147 84V83H146ZM174 84H176V82L174 83ZM203 84H204V82H203ZM213 84V83H212ZM14 85V84H13ZM12 85V86H13ZM46 85V84H45ZM61 85V84H60ZM68 85H69V83H68ZM145 85V84H144ZM152 85V84H151ZM154 85V84H153ZM158 85V84H157ZM72 86H71V88H72ZM109 86V85H108ZM204 86V85H203ZM208 86V85H207ZM212 86V85H211ZM6 87V86H5ZM19 87V88H20ZM96 87H99V88H96ZM113 87H116V86H113ZM122 87H124V86H122L121 85V88ZM147 87V86H146ZM151 87V86H150ZM181 87V86H180ZM191 87V86H190ZM189 87V88H190ZM13 88V87H12ZM21 88V89H22ZM153 87H151L150 89L153 91V89H152ZM182 88V87H181ZM195 88V87H194ZM201 88V87H200ZM199 88V89H200ZM210 88H212V87H210ZM214 88V87H213ZM51 89H53V88H51ZM55 89V90H56ZM109 89H112V87H109ZM123 89V88H122ZM63 90V89H62ZM174 90V89H173ZM198 90V89H197ZM3 91V90H2ZM29 91V92H28ZM105 91H108V94H109V96L108 95H106L107 93H105ZM176 91V90H175ZM174 91V92H175ZM179 91V90H178ZM192 91V90H191ZM10 92V91H9ZM138 92V91H137ZM148 92V91H147ZM146 92V93H147ZM194 92V91H193ZM5 93H8V92H6L5 91ZM5 93H2V94H4L5 95ZM16 93V92H15ZM18 93V92H17ZM56 93V94H55ZM71 93V92H70ZM123 93V92H122ZM127 93V92H126ZM197 93V92H196ZM19 94H20V92H19ZM69 94V93H68ZM104 94L106 95V96H108V98H106L105 97V100H104V98H103V96H104ZM131 94H133V93H131ZM134 94H136V93H134ZM142 94V93H141ZM172 94V95H171ZM62 95V94H61ZM71 95V94H70ZM69 95V96H70ZM111 95V96H110ZM138 95H139V92H138ZM149 95V94H148ZM178 95V94H177ZM185 95V94H184ZM192 95V94H191ZM3 96V95H2ZM2 96L0 97V122H6L5 124V127L7 126V128L9 127L10 129H12V132H14L13 134H15V133H17V135L19 136H22L23 137V140H25L24 141V143L26 142L27 143V145L29 146V149H30V151L31 152H33L34 154H37L39 157L38 158H43L44 159V161H45V157H41V156H46V155H50L51 156V154H54L55 153V155H56V158H55V156H54V158L56 159V160H58L59 161V159L58 158H60L61 157V155H60V157H59V155L56 153V147H58V144L60 143V141H61V144H62V136H63V134H61V130H60V127L64 130V132H62V133H64V136L65 135H67L68 134V132L70 131L69 130V125H68V122H67V124H65V123H63V125H62V123L61 122H66V121H61V119H60V121L61 122H59V124L61 125H59L58 124V122H56L55 124H54V126L53 125H51V126H53V127H49L50 129L52 128V129H54V130H52L51 132H48L49 130H47L46 132H48L49 133V136H47V137H44V135L43 136H41L42 135V131H41V135H40V132H38V129L40 130V128L42 127V125H46V124H42L41 122L39 123V124H37L38 122H36V118L34 119V113L32 114V112H35L34 111V108H33V110L31 109V107L29 108V110L26 108V109H23V108H21V107H19V106H21V103L17 106V104L19 103V100L17 101L18 103H16V101H15V99L13 98V97H11L12 95H10V97L11 98H7V100H5V99H2ZM7 96V95H6ZM9 96V95H8ZM75 96V97H76ZM123 96V95H122ZM128 96V95H127ZM71 97V96H70ZM74 97V98H75ZM126 97V96H125ZM146 97H147V94H146ZM181 97V96H180ZM183 97V96H182ZM193 97V96H192ZM216 97V96H215ZM214 97V98H215ZM230 97V96H229ZM4 98V97H3ZM26 98V97H25ZM29 98V97H28ZM138 98V97H137ZM145 98V97H144ZM151 98H152V96H151ZM189 98H190V96H189ZM8 99H10V101H8ZM20 99V98H19ZM103 99V100H102ZM128 99V98H127ZM143 99V98H142ZM180 99V98H179ZM195 99H197V98H195ZM199 99V98H198ZM2 100V101H1ZM5 100V101H4ZM17 100V99H16ZM23 100V99H22ZM26 100V99H25ZM38 100V99H37ZM131 100V99H130ZM134 100V99H133ZM135 100H137V99H135ZM152 100V99H151ZM187 100V99H186ZM44 101V100H43ZM181 101V100H180ZM185 101V100H184ZM233 101V100H232ZM22 102V101H21ZM24 102V101H23ZM27 102H30V101H27ZM34 102V101H33ZM69 102V101H68ZM195 102H197V101H195ZM243 102V101H242ZM14 103H16V105H14ZM25 103V102H24ZM39 103V102H38ZM132 103V102H131ZM133 103H134V101H133ZM140 103V102H139ZM181 103V102H180ZM244 103V102H243ZM30 104V103H29ZM68 104V103H67ZM122 104V103H121ZM120 104V105H121ZM137 104V103H136ZM179 104V103H178ZM194 104V103H193ZM28 105V104H27ZM34 105V104H33ZM32 105V106H33ZM49 105V104H48ZM60 105V104H59ZM117 105V104H116ZM119 105V104H118ZM117 105V106H118ZM205 105V104H204ZM241 105V104H240ZM239 105V106H240ZM35 106V105H34ZM40 106H41V104H40ZM54 105H52V107H53ZM133 106V105H132ZM27 107V106H26ZM45 107H47V106H45ZM49 107V106H48ZM51 107V108H52ZM200 107V106H199ZM40 108V107H39ZM56 108V107H55ZM131 108V107H130ZM133 108V107H132ZM142 108V107H141ZM140 108V109H141ZM148 108V107H147ZM183 108H185V107H183ZM235 108H236V106H235ZM58 109V108H57ZM71 109V108H70ZM128 109V108H127ZM43 110H45V109H43ZM51 110V109H50ZM49 110V111H50ZM61 110H62V108H61ZM132 110V109H131ZM232 110V109H231ZM240 110V109H239ZM39 110H37L36 111V113L38 112ZM41 111V110H40ZM60 111V110H59ZM112 111H114V110H112ZM122 111V110H121ZM127 111V110H126ZM177 111V110H176ZM180 110H178V112H179ZM185 111V110H184ZM205 111V110H204ZM207 111V110H206ZM234 111V110H233ZM42 112V111H41ZM44 112H46V111H44ZM43 112V113H44ZM71 112H72V110H71ZM140 112V111H139ZM153 112H154V114H153ZM210 112V111H209ZM237 112V111H236ZM48 113V112H47ZM60 113V112H59ZM112 113V114H111ZM174 113V112H173ZM175 113H177V112H175ZM187 113V112H186ZM117 114V113H116ZM122 114V113H121ZM139 114V113H138ZM234 114V113H233ZM236 114V113H235ZM234 114V115H235ZM36 115H38V114H36ZM63 115V114H62ZM65 115V114H64ZM74 115V114H73ZM183 115V114H182ZM201 115V114H200ZM213 115V114H212ZM211 115V116H212ZM232 115V114H231ZM117 116V115H116ZM180 116V115H179ZM197 116V115H196ZM195 116V117H196ZM208 116V115H207ZM127 117V116H126ZM125 117V118H126ZM175 117V116H174ZM202 117H203V114H202ZM209 117V116H208ZM233 117V116H232ZM38 118V117H37ZM59 118H60V116H59ZM117 118V117H116ZM119 118V117H118ZM152 118H154V117H152ZM204 118V117H203ZM207 118V117H206ZM48 119H49V117H48ZM57 119V118H56ZM111 119V120H110ZM54 121H55V119H53ZM58 120V119H57ZM56 120V121H57ZM152 120V119H151ZM47 121V120H46ZM146 121V120H145ZM148 121V120H147ZM172 121V120H171ZM176 121V120H175ZM190 121V120H189ZM202 121V120H201ZM205 121V120H204ZM43 122V121H42ZM50 122V121H49ZM71 122V121H70ZM193 122V121H192ZM44 123V122H43ZM51 123V122H50ZM120 124H121V122H119ZM128 123H129V121H128ZM148 123V122H147ZM160 123V124H159ZM198 123V122H197ZM0 124H4V123H0ZM41 124V125H40ZM49 124V123H48ZM127 124V123H126ZM125 124V125H126ZM151 124V123H150ZM152 124V125H153ZM170 124H172V123H170ZM176 124H177V121H176ZM204 124V123H203ZM50 125V124H49ZM49 125H47V127L45 128V129H47L48 128V126ZM57 125H58V128H57ZM114 125V124H113ZM1 126H3V125H1ZM143 126V125H142ZM167 126H169V124L168 125H166V127ZM206 126V125H205ZM4 127V128H5ZM45 127V126H44ZM156 127V126H155ZM162 126H160V128H161ZM163 127V128H164ZM173 127V126H172ZM175 127V126H174ZM204 127V126H203ZM143 128V127H142ZM157 128V127H156ZM163 128H161L160 129V131L163 129ZM9 129V130H10ZM42 129V128H41ZM44 129V128H43ZM45 129H44V132L43 133H45ZM120 129V128H119ZM126 129V128H125ZM125 129H124V131H125ZM141 129V128H140ZM155 128L153 127V132L155 131V130H157V129H155ZM165 129V128H164ZM163 129V131L162 132H160V133H164V131L166 130H164ZM169 129V128H168ZM167 129V130H168ZM199 129V128H198ZM204 129V128H203ZM8 129H6L5 131H7ZM60 130V131H59ZM117 130V129H116ZM121 130V129H120ZM158 130H159V128H158ZM166 130V131H167ZM171 130V129H170ZM11 131V130H10ZM59 131V132H58ZM113 131V130H112ZM151 131V130H150ZM172 131V130H171ZM190 131V130H189ZM193 131V130H192ZM115 132H117V131H114V133ZM120 132V131H119ZM119 132H117V134L119 133ZM141 132V131H140ZM158 132V131H157ZM157 132L155 131V133L157 134ZM39 133V134H38ZM70 133V132H69ZM96 134V136H98V137H96V138H98L95 142L96 143H94V141H93V139L95 138V134ZM113 133V132H112ZM124 133V132H123ZM143 133V132H142ZM152 133V132H151ZM159 133V132H158ZM168 133V132H167ZM166 133V134H167ZM191 133V132H190ZM195 133H198V132H195ZM12 134V133H11ZM94 134V135H93ZM116 133H115V135H117ZM165 134V135H166ZM40 135V136H39ZM47 135V134H46ZM68 135V136H69ZM109 135H111V134H109ZM155 135V134H154ZM1 136H2V134H1ZM9 136V135H8ZM13 136V135H12ZM19 136V137H20ZM92 136H94V138L92 137ZM112 136H114V135H112ZM118 136V135H117ZM162 136V135H161ZM167 136V135H166ZM174 136V135H173ZM3 137V136H2ZM66 137V136H65ZM119 137V136H118ZM139 137V136H138ZM172 137V136H171ZM171 137L169 138V139H171ZM189 137V136H188ZM21 138V137H20ZM69 138V137H68ZM111 138V137H110ZM142 138V137H141ZM150 138V137H149ZM154 138V137H153ZM162 138H163V136H162ZM161 138V139H162ZM173 138H175V137H173ZM196 138V137H195ZM4 139V138H3ZM53 140V142H55V143H57V144H55V143H53L54 145H56V147L54 148L51 144H52V140ZM55 139H58V141L57 140H55ZM114 139H116V138H114ZM121 139H123V138H121ZM160 139V140H161ZM165 139H167V138H164L163 140L165 141ZM182 139H184V138H182ZM198 138H196V140H197ZM8 140V139H7ZM22 140V139H21ZM125 140V139H124ZM136 140V139H135ZM150 140V139H149ZM159 140V141H160ZM193 140V139H192ZM119 141V140H118ZM141 141V140H140ZM186 141V140H185ZM4 142V141H3ZM5 142H6V140H5ZM18 142V141H17ZM51 142V144H49ZM64 142V141H63ZM111 142H112V139H111ZM116 142H117V140H116ZM120 142V141H119ZM122 142V141H121ZM166 142H168V139L166 140ZM171 143H172V140L170 141ZM174 142V141H173ZM178 142H179V140H178ZM188 142V141H187ZM10 143V142H9ZM69 143V145H71ZM195 143H197V141L195 142ZM209 143V142H208ZM106 144V145H105ZM113 143H110V145H112ZM132 144V143H131ZM135 144V143H134ZM139 144V143H138ZM6 145V144H5ZM17 145V144H16ZM49 145H51V147L49 146ZM114 145V144H113ZM119 145V144H118ZM117 145V146H118ZM130 145V144H129ZM128 145V146H129ZM140 145V144H139ZM176 145V144H175ZM180 145V144H179ZM211 145V144H210ZM61 146V145H60ZM75 146V145H74ZM127 146V145H126ZM173 146V145H172ZM206 146V145H205ZM5 147V146H4ZM48 147H50V148H48ZM62 147V146H61ZM64 147V146H63ZM131 147V146H130ZM130 147H129V149H130ZM186 147V146H185ZM188 147H189V145H188ZM201 147V146H200ZM212 147H213V145H212ZM3 148V147H2ZM26 148V147H25ZM119 148H121V147H119ZM140 147H138V149H139ZM168 148V147H167ZM60 149V148H59ZM62 149V148H61ZM60 149V151H61V154L62 153H65V152H62V151H64V150H61ZM68 149V148H67ZM72 149V148H71ZM159 149V148H158ZM192 149H193V147H192ZM14 150V149H13ZM65 150H66V148H65ZM69 150V149H68ZM74 150V149H73ZM73 150H70V153H72L71 151H73ZM127 150V149H126ZM169 150L171 151V148H169ZM168 150V151H169ZM188 150V149H187ZM186 149H185V151H187ZM75 151V150H74ZM134 151V150H133ZM160 151V150H159ZM164 151V150H163ZM196 151V150H195ZM195 151H194V153H195ZM204 151V150H203ZM206 151V150H205ZM216 151H218V150H216ZM25 152V151H24ZM83 152H85V153H87L86 154V156L84 155L85 153H83ZM51 153V154H50ZM59 153V152H58ZM67 153H69V151H67ZM139 153V152H138ZM212 153V152H211ZM18 154V153H17ZM16 154V155H17ZM22 154V153H21ZM20 154V155H21ZM25 154V153H24ZM28 154V153H27ZM31 153H29L28 155H30ZM60 154V153H59ZM108 154V155H107ZM112 154V153H111ZM122 154V153H121ZM124 154V153H123ZM129 154V153H128ZM170 154V153H169ZM204 154V153H203ZM28 155H27V157H28ZM64 155V154H63ZM74 155H75V152H74ZM78 155V154H77ZM118 155V154H117ZM160 155V154H159ZM177 155V154H176ZM214 155V154H213ZM6 156V155H5ZM49 156V158H50V162H54L55 161V159L52 157H50ZM65 156H66V154H65ZM68 156V155H67ZM79 156V155H78ZM77 156V157H78ZM112 156V155H111ZM125 156H127V155H125ZM179 156V155H178ZM37 157V156H36ZM64 156H62V158H63ZM74 157V156H73ZM83 157V158H84ZM101 157H102V159H101ZM123 157L124 156H122V158H120V161H121V159H123ZM131 157V156H130ZM128 158L129 160L131 159V158ZM152 157V156H151ZM172 157V156H171ZM177 157V156H176ZM202 157V156H201ZM203 157H205V156H203ZM86 158V160L88 161V159ZM114 158V157H113ZM117 158V157H116ZM125 158V157H124ZM198 158V157H197ZM47 159V158H46ZM53 159H54V161H53ZM61 159V158H60ZM67 159H69V158H67ZM67 159H65V160H67ZM94 159V160H95ZM144 159V158H143ZM159 159V158H158ZM179 159V158H178ZM201 159V158H200ZM25 160V159H24ZM29 160V159H28ZM31 160V159H30ZM34 160V159H33ZM74 160H75V157H74ZM74 160H72L73 162H74ZM79 160V159H78ZM83 160H85V158L83 159ZM85 160V162H87ZM112 160V159H111ZM125 160H127V158L126 159H123L122 160V163H123V161H125ZM167 160V159H166ZM169 160V159H168ZM167 160V161H168ZM186 160V159H185ZM204 160V159H203ZM22 161V160H21ZM41 161H42V159H41ZM67 161H69V160H67ZM67 161H65L64 163H67ZM81 161H82V159H81ZM96 161V160H95ZM104 161V160H103ZM132 161V160H131ZM135 161V160H134ZM145 161V160H144ZM152 161V160H151ZM164 161V160H163ZM179 161V160H178ZM188 161V160H187ZM193 161V160H192ZM195 161V160H194ZM207 161V160H206ZM216 161V160H215ZM33 162V161H32ZM70 162H71V160H70ZM69 162V163H70ZM89 162V161H88ZM109 162V161H108ZM113 162V161H112ZM116 162V161H115ZM118 162V161H117ZM116 162V163H117ZM129 162V161H128ZM161 162V161H160ZM165 162V161H164ZM163 162V163H164ZM204 162V161H203ZM212 162V161H211ZM211 162H209V163H211ZM17 163V162H16ZM31 163V162H30ZM37 163V162H36ZM42 163V162H41ZM46 163V162H45ZM49 163V162H48ZM58 163V162H57ZM60 163H63L62 161L60 162ZM69 163L67 164V166L68 167H72V166H69ZM72 163V162H71ZM78 163V162H77ZM83 163V165L84 164H86V163H84V161L82 162ZM81 163V164H82ZM92 163V162H91ZM94 163V162H93ZM92 163V164H93ZM104 163V162H103ZM111 163V162H110ZM125 163H127L126 161H125ZM124 163V164H125ZM167 163V162H166ZM180 163V162H179ZM228 163V162H227ZM34 164V163H33ZM38 164H39V162H38ZM44 164V163H43ZM73 164H76V163H73ZM79 164V163H78ZM109 164V163H108ZM108 164H106L107 166H108ZM118 164H119V162H118ZM118 164H117V166H118ZM165 164V163H164ZM176 164H177V162H176ZM193 164V163H192ZM28 165V164H27ZM36 165V164H35ZM42 165V164H41ZM48 165V164H47ZM56 165H58V164H56ZM55 165V166H56ZM66 164H64V166H65ZM87 165H88V163H87ZM115 165V164H114ZM120 165H123V164H120ZM127 165V164H126ZM126 165H123L124 167L126 166ZM135 165V164H134ZM181 165V164H180ZM195 165H197V164H195ZM60 166H61V164H60ZM81 166V165H80ZM84 166H86V165H84ZM130 166V165H129ZM128 166V167H129ZM168 166V165H167ZM215 166V165H214ZM225 166V165H224ZM36 167V166H35ZM43 167H44V165H43ZM43 167H42V169H43ZM75 167V166H74ZM76 167H77V165H76ZM119 167V166H118ZM123 167V168H124ZM146 167V166H145ZM166 167V166H165ZM183 167V166H182ZM196 167V166H195ZM205 168H206V166H204ZM209 167V166H208ZM39 168V167H38ZM45 168V167H44ZM86 168H88L89 169V166L88 167H86ZM85 168V169H86ZM93 168V167H92ZM109 168V167H108ZM136 168V167H135ZM163 168V167H162ZM169 168V167H168ZM197 168H199V167H197ZM226 168H228V167H226ZM225 168V169H226ZM22 169H24V168H22ZM26 169H28V168H26ZM54 169V168H53ZM57 169V168H56ZM72 169V168H71ZM75 169V168H74ZM90 169H91V167H90ZM106 169V168H105ZM120 169H121V167H120ZM127 169V168H126ZM125 169V170H126ZM129 169V168H128ZM144 169H146V168H144ZM216 169H218V168H216ZM25 170V169H24ZM93 170V169H92ZM110 170V169H109ZM190 170V169H189ZM203 170V169H202ZM31 171V170H30ZM50 171V170H49ZM55 171V170H54ZM54 171H53V173H54ZM62 171H63V169H62ZM65 171V170H64ZM68 171V172H67ZM66 171V178H65V174L63 175L64 176V178L66 179V180H68V178H69V180H70V177L68 176L67 177V175H70V174H68L69 173V170H67ZM83 171V170H82ZM86 171H87V169H86ZM106 170H104V172H105ZM108 171V170H107ZM120 171V170H119ZM132 171V170H131ZM149 171V170H148ZM170 171V170H169ZM197 171V170H196ZM60 172V171H59ZM77 172H78V170H77ZM91 172V171H90ZM103 172V173H104ZM121 172V171H120ZM123 172H124V170H123ZM133 172V171H132ZM165 172V171H164ZM177 172H179V170H177ZM191 172V171H190ZM203 172V171H202ZM201 172V173H202ZM208 172V171H207ZM32 173V172H31ZM79 173V172H78ZM80 173H81V171H80ZM79 173V174H80ZM92 173V172H91ZM125 173V172H124ZM162 173V172H161ZM184 173V172H183ZM193 173V172H192ZM221 173V172H220ZM227 173V172H226ZM40 174V173H39ZM46 174V173H45ZM50 174V173H49ZM63 174V173H62ZM61 174V175H62ZM82 174V173H81ZM81 174L79 175V176H81ZM94 174H95V172H94ZM101 174H102V172H101ZM136 174V173H135ZM154 174V173H153ZM167 174V173H166ZM166 174H164V175H166ZM168 174H170V173H168ZM174 174V173H173ZM176 174V173H175ZM222 174V173H221ZM89 175V174H88ZM103 175V174H102ZM104 175H105V173H104ZM116 175H117V173H116ZM121 175V174H120ZM120 175H118L119 177H120ZM124 175V174H123ZM127 175V174H126ZM129 175V174H128ZM148 175V174H147ZM172 175V174H171ZM179 175V174H178ZM182 175V174H181ZM199 175V174H198ZM223 175V174H222ZM226 175V174H225ZM53 176V175H52ZM55 176V175H54ZM100 176V175H99ZM107 176V175H106ZM105 176V177H106ZM131 176V175H130ZM129 176V177H130ZM168 176V175H167ZM175 176V175H174ZM195 176H196V174H195ZM214 176V175H213ZM220 176V175H219ZM42 177V176H41ZM45 177V176H44ZM50 177V176H49ZM91 177V176H90ZM94 177H96V176H94ZM102 177V179H104L103 178V176H101ZM108 177V176H107ZM125 177V176H124ZM128 177V176H127ZM166 177V176H165ZM173 177V176H172ZM186 177H188V176H186ZM212 177V176H211ZM222 178H223V176H221ZM31 178H32V176H31ZM52 178V177H51ZM56 178V177H55ZM63 178V179H64ZM81 178H83V177H81ZM110 178H112V177H110ZM147 178H149V177H147ZM167 178V177H166ZM177 178H179V177H177ZM217 178V177H216ZM228 178V177H227ZM230 178V177H229ZM85 179V178H84ZM92 179V178H91ZM107 179V178H106ZM118 180H119V178H117ZM126 179V178H125ZM180 179H181V177H180ZM202 179V178H201ZM56 180V179H55ZM54 180V181H55ZM65 180V181H66ZM68 180V181H69ZM87 180V179H86ZM175 180V179H174ZM189 180H190V178H189ZM223 180V179H222ZM221 180V181H222ZM53 181V182H54ZM64 181V180H63ZM85 181V180H84ZM83 181V182H84ZM91 181V180H90ZM109 181V183H110V180H108ZM126 181H127V179H126ZM162 181H163V179H162ZM176 181V180H175ZM200 181V180H199ZM219 181H220V179H219ZM224 181V180H223ZM227 181H228V179H227ZM233 181V180H232ZM236 181V180H235ZM43 182V181H42ZM70 182H71V180H70ZM69 182V183H70ZM88 182V181H87ZM95 182V181H94ZM118 182V181H117ZM122 182V181H121ZM146 182V181H145ZM164 182V181H163ZM230 182V181H229ZM49 183V182H48ZM85 184H86V182H84ZM138 183V182H137ZM223 183V182H222ZM59 184V183H58ZM83 184V183H82ZM141 184V183H140ZM165 184V183H164ZM227 184H229V183H227ZM49 185V184H48ZM60 185V184H59ZM77 185V184H76ZM175 185V184H174ZM190 185V184H189ZM195 185V184H194ZM72 186V185H71ZM112 186V185H111ZM117 186V185H116ZM219 186V185H218ZM221 186V185H220ZM229 186V185H228ZM70 187V186H69ZM133 187V186H132ZM151 187V186H150ZM197 187V186H196ZM60 188V187H59ZM67 188H68V182H67ZM94 188V187H93ZM131 188V187H130ZM179 188V187H178ZM188 188H190V187H188ZM224 188V187H223ZM44 189H45V187H44ZM62 189V188H61ZM66 189V188H65ZM73 189V188H72ZM90 189V188H89ZM95 189V188H94ZM167 189V188H166ZM201 189V188H200ZM98 190V189H97ZM161 190V189H160ZM218 190H219V188H218ZM224 190V189H223ZM42 191V190H41ZM51 191V190H50ZM60 191V190H59ZM64 191V190H63ZM68 191H69V189H68ZM93 191V190H92ZM95 191H96V189H95ZM169 191H171V190H169ZM195 191V190H194ZM231 191V190H230ZM61 192V191H60ZM102 192V191H101ZM135 192V191H134ZM85 193H87V192H85ZM112 193V192H111ZM136 193V192H135ZM58 194V193H57ZM62 194V193H61ZM76 194V193H75ZM96 194V193H95ZM97 194H98V192H97ZM151 194V193H150ZM227 194V193H226ZM83 195V194H82ZM94 195V194H93ZM160 195V194H159ZM95 196V195H94ZM97 196V195H96ZM99 196V195H98ZM177 196V195H176ZM50 197V196H49ZM75 197V196H74ZM90 197V196H89ZM134 197V196H133ZM163 197V196H162ZM201 197V196H200ZM97 198V197H96ZM136 198V197H135ZM161 198V197H160ZM137 199V198H136ZM146 199V198H145ZM85 200V199H84ZM87 200V199H86ZM97 200V199H96ZM112 200V199H111ZM172 201V200H171ZM181 200L179 199V202H180ZM200 201V200H199ZM202 201V200H201ZM205 201V200H204ZM94 202V201H93ZM92 202V203H93ZM113 202V201H112ZM139 202V201H138ZM148 202V201H147ZM167 202V201H166ZM177 202V201H176ZM186 202V201H185ZM67 203V202H66ZM77 203V202H76ZM128 203V202H127ZM131 203V202H130ZM135 203V202H134ZM201 203V202H200ZM100 204V203H99ZM137 204V203H136ZM142 204V203H141ZM161 204V203H160ZM76 205V204H75ZM79 205V204H78ZM91 205V204H90ZM125 205V204H124ZM182 205V204H181ZM180 205V206H181ZM186 205V204H185ZM70 206V205H69ZM73 206V205H72ZM77 206V205H76ZM133 206V205H132ZM135 206H137V205H135ZM139 206H140V204H139ZM157 206V205H156ZM173 206V205H172ZM220 206V205H219ZM71 207V206H70ZM75 207V206H74ZM134 207V206H133ZM170 207V206H169ZM214 207V206H213ZM217 207V206H216ZM81 208H82V206H81ZM84 208V207H83ZM94 208V207H93ZM101 208V207H100ZM160 208H161V206H160ZM178 208H180V207H178ZM77 209V208H76ZM115 209H118V208H115ZM133 209V208H132ZM163 209H166V208H163ZM212 209V208H211ZM101 210V209H100ZM100 210H98L99 212H100ZM137 210H139V209H137ZM220 210V209H219ZM74 211H75V208H74ZM106 211V210H105ZM116 211H118V210H116ZM144 211V210H143ZM173 211V210H172ZM76 212H78V211H76ZM87 212V211H86ZM156 212V211H155ZM155 212H153L154 214H155ZM177 212V211H176ZM211 212V211H210ZM223 212V211H222ZM221 212V213H222ZM84 213V212H83ZM175 213V212H174ZM218 213V212H217ZM219 213H220V211H219ZM236 213V212H235ZM254 213V212H253ZM169 214L171 215V213L169 212ZM82 215V214H81ZM80 215V216H81ZM129 215V214H128ZM139 215V214H138ZM144 215V214H143ZM173 215V214H172ZM253 215V214H252ZM100 216V215H99ZM134 216H135V214H134ZM164 216V215H163ZM168 216V215H167ZM216 216H217V214H216ZM215 216V217H216ZM220 216L221 215H219L218 214V217H219V219H220ZM136 217V216H135ZM160 217V216H159ZM215 217H213V218H215ZM223 217V216H222ZM229 217V216H228ZM227 217V218H228ZM234 217V216H233ZM86 218V217H85ZM88 218V217H87ZM97 218V217H96ZM127 218V217H126ZM184 218V217H183ZM182 218V219H183ZM211 218V217H210ZM212 218V219H213ZM230 218V217H229ZM232 218V217H231ZM80 219V218H79ZM90 219V218H89ZM132 219H133V216H132ZM146 219V218H145ZM186 219V218H185ZM189 219H191V218H189ZM216 219V218H215ZM225 219V218H224ZM136 220H138V219H136ZM176 220V219H175ZM187 220V219H186ZM100 221V220H99ZM133 221H135V219L133 220ZM163 221V220H162ZM214 221V220H213ZM217 221V220H216ZM215 221V222H216ZM131 222V221H130ZM150 222V221H149ZM175 222V221H174ZM262 222V221H261ZM264 222V221H263ZM214 223V222H213ZM218 223V222H217ZM148 224V223H147ZM170 224V223H169ZM216 224V223H215ZM232 224V223H231ZM76 225V224H75ZM80 225V224H79ZM96 225V224H95ZM136 225V224H135ZM162 225V224H161ZM189 225V224H188ZM102 226V225H101ZM121 226V225H120ZM172 226V225H171ZM170 226V227H171ZM71 227V226H70ZM93 227V226H92ZM118 227V226H117ZM140 227V226H139ZM154 227V226H153ZM159 227V226H158ZM157 227V228H158ZM178 227V226H177ZM186 227H187V225H186ZM193 227H194V225H193ZM81 228V227H80ZM157 228H156V230H157ZM236 228V227H235ZM76 229V228H75ZM164 229V228H163ZM106 230V229H105ZM104 230V231H105ZM124 230H125V228H124ZM133 230V229H132ZM137 230V229H136ZM139 230H141V229H139ZM147 230V229H146ZM165 230V229H164ZM72 231V230H71ZM76 231V230H75ZM86 231V230H85ZM121 231V230H120ZM125 232H128V231H125ZM138 232V231H137ZM146 232V231H145ZM207 232V231H206ZM260 232V231H259ZM142 233V232H141ZM147 233V232H146ZM145 233V234H146ZM168 233H170V232H168ZM183 233V232H182ZM261 233H263V232H261ZM127 234V233H126ZM143 234H144V230H143ZM149 234V233H148ZM258 234V233H257ZM84 235V234H83ZM86 235V234H85ZM138 235V234H137ZM157 235V234H156ZM207 235V234H206ZM211 235V234H210ZM255 235V234H254ZM258 235H260V234H258ZM82 236V235H81ZM143 236V235H142ZM181 236V235H180ZM80 237V236H79ZM78 237V238H79ZM85 237V236H84ZM91 237V236H90ZM108 237V236H107ZM144 237H145V235H144ZM143 237V239L141 238V241L144 243V241H145V238ZM262 237V236H261ZM106 238V237H105ZM140 238V237H139ZM147 238H150L149 236H147ZM146 238V239H147ZM186 238V237H185ZM260 238V237H259ZM263 238V237H262ZM91 239V238H90ZM134 239V238H133ZM92 240V239H91ZM90 240V241H91ZM150 240V239H149ZM180 240V239H179ZM134 241V240H133ZM156 241V240H155ZM182 241V240H181ZM76 242V241H75ZM257 242V241H256ZM261 242V241H260ZM68 243V242H67ZM83 243V242H82ZM85 243V242H84ZM86 243H87V241H86ZM149 243V242H148ZM156 243V242H155ZM159 243V242H158ZM259 243V242H258ZM92 244V243H91ZM130 244V243H129ZM145 244H146V241H145ZM144 244V245H145ZM151 244H153V243H151ZM150 244V245H151ZM161 244V243H160ZM63 245V244H62ZM66 245V244H65ZM87 245V244H86ZM148 245V244H147ZM162 245V244H161ZM67 246V245H66ZM78 246H80V245H78ZM153 246H154V244H153ZM152 246V248H154V247H156L157 248V246H158V248H159V245L158 244H156L154 247ZM147 247V246H146ZM149 247V246H148ZM151 247V246H150ZM167 247V246H166ZM78 248V247H77ZM156 248L155 249H153L154 251H151V252H153L152 254H150V256L152 255V261L154 262V260H155V262L157 261V262H159L160 261V256L162 257V254L163 253H161V251H160V253H161V255H159L160 253H159V251L157 252L156 251ZM164 248V247H163ZM163 248H162V250H163ZM148 249V248H147ZM161 249V248H160ZM165 249V248H164ZM150 250H151V248H150ZM150 250H149V252H150ZM163 252V251H162ZM134 253V252H133ZM159 253V254H158ZM211 253V252H210ZM137 254V253H136ZM148 256V255H147ZM151 258V257H150ZM206 258V257H205ZM161 260H162V258H161ZM186 261V260H185ZM252 262H255V261H252ZM189 263H191V261L189 262ZM205 263V262H204ZM157 264V263H156ZM159 264V263H158ZM251 264V263H250ZM253 264H256V263H253Z\"/></svg>",
    "mask_w": 264,
    "mask_h": 264
}]
</instances>
